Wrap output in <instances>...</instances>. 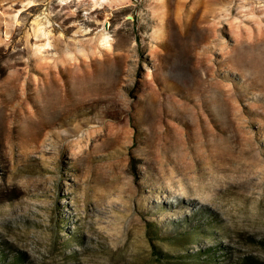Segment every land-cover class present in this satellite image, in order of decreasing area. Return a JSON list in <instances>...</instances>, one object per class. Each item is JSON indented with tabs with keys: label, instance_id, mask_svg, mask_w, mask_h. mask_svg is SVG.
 Instances as JSON below:
<instances>
[{
	"label": "rangeland",
	"instance_id": "1",
	"mask_svg": "<svg viewBox=\"0 0 264 264\" xmlns=\"http://www.w3.org/2000/svg\"><path fill=\"white\" fill-rule=\"evenodd\" d=\"M0 256L264 264V0H0Z\"/></svg>",
	"mask_w": 264,
	"mask_h": 264
},
{
	"label": "trees",
	"instance_id": "2",
	"mask_svg": "<svg viewBox=\"0 0 264 264\" xmlns=\"http://www.w3.org/2000/svg\"><path fill=\"white\" fill-rule=\"evenodd\" d=\"M14 262H15V260H14ZM0 264H8V263L4 262V259L2 256H0ZM255 264H259V263H255Z\"/></svg>",
	"mask_w": 264,
	"mask_h": 264
},
{
	"label": "bare ground",
	"instance_id": "3",
	"mask_svg": "<svg viewBox=\"0 0 264 264\" xmlns=\"http://www.w3.org/2000/svg\"><path fill=\"white\" fill-rule=\"evenodd\" d=\"M105 43V42H104Z\"/></svg>",
	"mask_w": 264,
	"mask_h": 264
}]
</instances>
